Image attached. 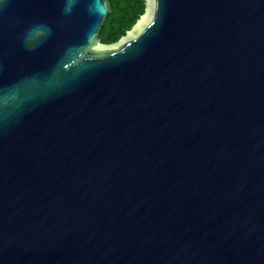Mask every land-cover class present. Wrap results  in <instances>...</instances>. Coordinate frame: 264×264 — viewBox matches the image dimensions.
<instances>
[{
    "label": "water",
    "instance_id": "obj_1",
    "mask_svg": "<svg viewBox=\"0 0 264 264\" xmlns=\"http://www.w3.org/2000/svg\"><path fill=\"white\" fill-rule=\"evenodd\" d=\"M0 0V264H264V0Z\"/></svg>",
    "mask_w": 264,
    "mask_h": 264
},
{
    "label": "trees",
    "instance_id": "obj_2",
    "mask_svg": "<svg viewBox=\"0 0 264 264\" xmlns=\"http://www.w3.org/2000/svg\"><path fill=\"white\" fill-rule=\"evenodd\" d=\"M112 12L103 25L100 42L109 46L124 38L145 15L147 0H111Z\"/></svg>",
    "mask_w": 264,
    "mask_h": 264
}]
</instances>
